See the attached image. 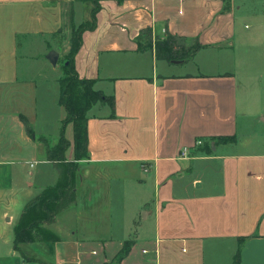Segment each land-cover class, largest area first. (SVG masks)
Masks as SVG:
<instances>
[{
    "label": "crops",
    "instance_id": "0c3cea01",
    "mask_svg": "<svg viewBox=\"0 0 264 264\" xmlns=\"http://www.w3.org/2000/svg\"><path fill=\"white\" fill-rule=\"evenodd\" d=\"M100 3L74 63L115 107L89 111L76 202L45 224L59 239L16 249L26 207L60 177L41 138L57 143L67 115L55 69L71 49L56 38L69 1L0 0V264H236L238 251L264 264V0ZM92 8L73 2L76 27ZM148 27L202 48L158 59L138 49ZM65 135L74 161L72 122Z\"/></svg>",
    "mask_w": 264,
    "mask_h": 264
},
{
    "label": "trees",
    "instance_id": "16d2710c",
    "mask_svg": "<svg viewBox=\"0 0 264 264\" xmlns=\"http://www.w3.org/2000/svg\"><path fill=\"white\" fill-rule=\"evenodd\" d=\"M69 1L67 20L73 28L71 49L66 59L68 63L62 67L63 75L60 82V103L65 107L67 115L62 120L60 137L57 143L51 144L46 138H41L47 143V156L56 168L60 170L58 182L45 188L26 207L20 222L15 227V248L19 249L22 242L38 240L57 241L58 235L46 227L51 223L58 213L76 202V178L79 160L89 156L88 119L89 111L97 103L109 104L112 109L115 107L114 96L107 95L96 89V79L81 78L75 68L74 56L81 46L82 34L86 30L96 27L97 13L101 8V0H66ZM74 1H89L93 3L91 18L78 27L74 24ZM202 48L197 38L178 36L166 32L163 37H155L150 27L142 30L138 49L140 51L154 50L158 59L168 61L192 58ZM74 124V148L75 160H66V150L70 141L65 135L66 125ZM28 131L33 134L31 127ZM222 140H232V137H224ZM132 241H126L124 247L117 256L116 261L120 262L130 251ZM236 264H240V252L235 257Z\"/></svg>",
    "mask_w": 264,
    "mask_h": 264
},
{
    "label": "rangeland",
    "instance_id": "374dc122",
    "mask_svg": "<svg viewBox=\"0 0 264 264\" xmlns=\"http://www.w3.org/2000/svg\"><path fill=\"white\" fill-rule=\"evenodd\" d=\"M67 27H65L64 29H62V31L56 36V38H58V40H65V39H68V40H72V37H73V28L68 25H66ZM70 40V41H71ZM38 49V48H37ZM38 51V50H37ZM68 53L66 54H62L63 57L60 58L59 60V65L56 67L55 71H57L60 75L63 74V70H62V67H61V64L64 62V60H67L66 59V56H67ZM50 68L52 67H41V69H45L46 72H49ZM52 70V69H51ZM55 71H50V73L52 72H55ZM259 124V123H258ZM200 147V146H199Z\"/></svg>",
    "mask_w": 264,
    "mask_h": 264
},
{
    "label": "water",
    "instance_id": "95a60500",
    "mask_svg": "<svg viewBox=\"0 0 264 264\" xmlns=\"http://www.w3.org/2000/svg\"><path fill=\"white\" fill-rule=\"evenodd\" d=\"M47 57L52 62V64H57L58 59H59V54L56 51L51 50ZM173 61L174 62H180L178 60H173Z\"/></svg>",
    "mask_w": 264,
    "mask_h": 264
},
{
    "label": "built area",
    "instance_id": "2783aa9c",
    "mask_svg": "<svg viewBox=\"0 0 264 264\" xmlns=\"http://www.w3.org/2000/svg\"><path fill=\"white\" fill-rule=\"evenodd\" d=\"M202 142H203V141L199 140V141H198V145H201ZM188 153H189V148L185 147V148L182 150V155H183V156H186ZM145 169L148 170L147 167H146Z\"/></svg>",
    "mask_w": 264,
    "mask_h": 264
}]
</instances>
